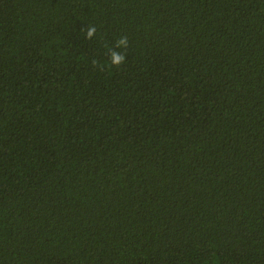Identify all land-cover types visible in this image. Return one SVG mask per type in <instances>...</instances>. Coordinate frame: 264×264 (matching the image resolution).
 Returning <instances> with one entry per match:
<instances>
[{
  "label": "trees",
  "instance_id": "1",
  "mask_svg": "<svg viewBox=\"0 0 264 264\" xmlns=\"http://www.w3.org/2000/svg\"><path fill=\"white\" fill-rule=\"evenodd\" d=\"M0 264H264V0H0Z\"/></svg>",
  "mask_w": 264,
  "mask_h": 264
},
{
  "label": "clouds",
  "instance_id": "2",
  "mask_svg": "<svg viewBox=\"0 0 264 264\" xmlns=\"http://www.w3.org/2000/svg\"><path fill=\"white\" fill-rule=\"evenodd\" d=\"M85 32L86 38L91 40L95 37L97 33V28L95 25H89L87 29H83ZM129 47V41L126 36L119 37L115 44L108 49L107 55L109 56L110 64L116 68H119L126 62V54L122 51H118L117 49H127ZM93 65H97V61L92 62ZM101 70H103V65H100Z\"/></svg>",
  "mask_w": 264,
  "mask_h": 264
}]
</instances>
